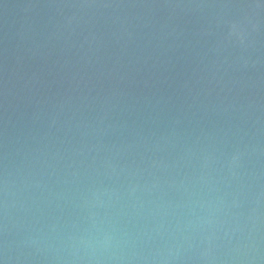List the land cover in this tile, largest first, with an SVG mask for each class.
<instances>
[{"label":"water","instance_id":"1","mask_svg":"<svg viewBox=\"0 0 264 264\" xmlns=\"http://www.w3.org/2000/svg\"><path fill=\"white\" fill-rule=\"evenodd\" d=\"M0 264H264V0H0Z\"/></svg>","mask_w":264,"mask_h":264}]
</instances>
